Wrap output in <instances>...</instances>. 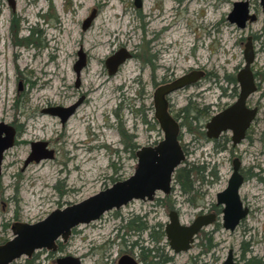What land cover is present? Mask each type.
<instances>
[{
    "label": "rangeland",
    "instance_id": "374dc122",
    "mask_svg": "<svg viewBox=\"0 0 264 264\" xmlns=\"http://www.w3.org/2000/svg\"><path fill=\"white\" fill-rule=\"evenodd\" d=\"M234 1L243 0H171L169 20L154 27V17L165 11L166 0H141L137 8L133 0H16L15 14L22 30L16 38L26 34L24 27L40 30L32 36V45L20 46L11 45L7 28L10 15L0 0V122L16 130L13 145L4 151L0 164V243L11 237L12 222H35L54 208L78 202L132 174L134 151L162 138L153 117L155 77H179L190 70L206 72L205 78L200 76L191 87L171 95L180 106L188 100L200 101L206 89L217 95L218 86H230L226 79L234 78L241 68L243 44L249 38L254 53L250 68L257 83L253 94L258 103L257 131L242 158L244 180L239 190L249 213L232 231L218 228L213 235L219 257L213 264H220L227 249L232 250L238 264H264V182L255 175L264 177V137L260 135L264 126V14L258 0H246L249 13L256 18L238 28L226 19ZM91 8L96 16L82 30L81 23ZM45 12L47 18H38ZM79 47L86 62L76 79L72 64ZM120 48L129 56L109 75L103 62ZM81 95L83 102L62 125L56 115L42 111L68 106ZM181 137L185 143L191 135L182 131ZM33 141H45L52 158L23 167ZM129 141L131 146L124 149V142ZM244 146L241 143L238 148ZM206 150L203 145L196 146L179 166L188 167L196 158L195 166L205 164ZM220 156L218 164L210 161L197 173L207 176L215 170L219 181L210 188V197L224 187L231 171L228 153ZM172 190L171 199L183 201L174 182ZM140 205L133 200L117 212L107 211L102 218L108 220L102 227H95L98 220L79 225L56 252L37 250L29 258L21 256L10 264H54L55 257L62 254H86L84 264H110L121 247V241L113 239L116 226L127 218L130 208L139 213L149 210L146 203L143 208ZM180 208L185 221L189 215L185 202ZM165 219V212L159 209L154 216L149 213L147 224H162ZM142 238V244L149 245L144 233ZM104 239L115 240L106 256L103 249L91 250ZM134 239L137 236L129 237V241ZM161 247L163 254H171L165 243ZM199 249L196 246L173 254V260L164 264H188ZM137 252L134 248L132 253Z\"/></svg>",
    "mask_w": 264,
    "mask_h": 264
},
{
    "label": "water",
    "instance_id": "95a60500",
    "mask_svg": "<svg viewBox=\"0 0 264 264\" xmlns=\"http://www.w3.org/2000/svg\"><path fill=\"white\" fill-rule=\"evenodd\" d=\"M258 2L261 13L264 14V0H258ZM133 5L136 8L140 7L141 0H133ZM93 17L94 9L83 19L81 28L86 29ZM255 18L253 13H249L246 0L232 2L231 9L226 16L228 22L238 28H243L246 22H252ZM128 56V52L122 48L107 56L104 60L107 73L113 74ZM253 57L252 46L249 38H246L242 49L243 64L235 75L239 89L238 96L229 108L212 117L209 127L210 130L214 128V134L219 129L230 128L237 141L254 114V108L249 111L244 108L246 96L254 90L250 68ZM84 58V54L79 49L77 59L72 66L76 79L84 66ZM200 76L202 72L192 70L154 88L152 93L153 117L162 133V138L154 145L140 146L135 150L136 163L132 174L122 180L114 181L110 186L78 202L54 208L40 220L32 223L12 222L9 227L11 237L0 243V264H10L21 256L29 258L35 251L41 249L55 251L56 242L66 241L71 229L77 225L88 224L98 219L104 212L116 210L132 199H151L155 191L167 193L170 189L172 173L184 155L177 139L178 124L167 111L165 96L193 83ZM17 89H20L19 85ZM79 102L78 99L66 107H48L42 111L56 115L60 123H63L74 112ZM14 132L13 127L0 122V159L2 152L12 145ZM45 145V141L31 142L30 151L23 161V166L30 162L52 158V150L46 149ZM237 169L234 161L225 188L217 194V199L224 203L223 225L230 230L246 212V209L241 207L237 196V189L241 182ZM207 222L208 219L202 220L199 217L191 225L184 226L179 225L176 218L170 217L163 230L169 247L174 251L185 250L191 235L200 225ZM55 264H80V262L78 257L63 255L55 258ZM116 264H136V262L128 255H122ZM222 264H235L230 252Z\"/></svg>",
    "mask_w": 264,
    "mask_h": 264
},
{
    "label": "flooded vegetation",
    "instance_id": "af4514ba",
    "mask_svg": "<svg viewBox=\"0 0 264 264\" xmlns=\"http://www.w3.org/2000/svg\"><path fill=\"white\" fill-rule=\"evenodd\" d=\"M2 7H3V4L2 2H0V17H3ZM4 7L7 8V13L10 15L7 28L9 29L8 31L10 33L9 37L11 39L10 41L11 45L13 44L20 45V46L32 45L33 44L32 36L36 32L39 33L40 30L32 26L24 27L26 28L24 29L26 30V34L23 36H20V38L17 39L16 38L17 32H19V30L20 31L22 30L18 29V23L20 21V18H17V15L15 14L16 0H4ZM92 9H94V17H93L94 19L96 16V10L95 8H91L90 11ZM42 17L47 18L48 14L46 12L38 14V18L43 19ZM23 18L24 20L26 19L25 16H23ZM92 20L90 21L89 25L91 24ZM0 26L3 27L2 24ZM51 28H55V27H51ZM79 49L82 51L80 47L77 49V51ZM77 51L75 52L76 59H77ZM82 53L84 54L83 51ZM84 57H86L85 54H84ZM85 62H86V59H85ZM188 72H185L184 74ZM201 72H202V77L205 78V76H207L206 72L204 70ZM235 75H234V78L230 76L229 79L228 78L226 79V82H228L227 85L230 84V86H227V88H222L221 86H218L219 92L217 95L212 94L209 89L208 90L206 89V92L205 93L203 92L204 94H200V97H201L200 101L188 100L187 102H185L184 105L180 106L176 103L175 96L174 97L171 96L173 93H176V91L178 90H183V89L191 87L192 85L195 84L197 80H199V78L193 83L186 85L182 88H179L173 92H170L165 96L166 103H167V111L178 124L177 139L179 141L180 147L184 155V158L180 161L179 165L183 162V160L185 159V156L191 155L193 149H195L196 146H202V145L205 146V149H207L205 151L206 158L202 159V161H204L205 164H202L200 166H197V165L195 166L194 162L197 160L196 158V159H193L192 162L187 164L190 167L184 166L189 170V174L185 177V180H184L185 189H182L181 185L178 184L175 181V179H173V174L175 173V170L180 167H183V166L178 165L172 173V177L169 183L170 189L167 193H162L161 191H155L151 199H144V200L132 199L128 201L125 205H123V206H126L131 201L136 200L139 203H141L142 206L141 205L140 206L142 208L146 203L149 210L146 212L143 211L142 213H139L138 210L136 211L130 208L127 218L123 219V222L120 223L118 226H116L115 231L117 233H115V238L113 239H116L117 241H121V247L117 249L115 257L110 261V264H116L118 258L122 255L130 256L136 262V264H164L166 262L173 260V254L187 252L196 246L199 247L200 249L198 250L195 256L190 257V261L188 264H213L214 262L219 260V257L216 254L218 243H213V235L219 230L218 228H223L224 230L232 231L241 221L244 220V218L249 213V208L243 202V198H240L239 196V190L241 189V186L244 180L243 179L244 176L242 175V172H241L242 166H243L242 158L247 152V149H249V147H251L252 143L255 141L254 135L257 131L255 128V121H256V115L258 112V103L253 96V94L257 90V83L255 81V77H254L255 75L253 74V72H252V76H253L254 90L251 91L246 96L244 100V108L247 111L254 108L255 111L252 117L249 119L246 128L243 130L241 137L238 138L236 141L235 136L233 135L232 130L230 128L219 129V131H217L215 134L213 132L214 128L210 130L209 123L212 117L218 114L219 112H222L225 109L229 108L236 101L239 89H238V83L236 81ZM174 78H177V76H174L173 74H163L161 76L155 77L154 85L155 87H157L163 83L173 80ZM75 83H76L75 85H77L78 81H76ZM190 95L191 94H189V96L187 97H190ZM78 99L80 101L79 102L80 104L81 102H83L84 95L83 96L81 95V97H79ZM67 119L63 123H60V124L61 125L64 124L67 121ZM13 129L15 131L14 136H13V142H14L16 130L14 127ZM182 131L185 134L191 135V137L185 143H181V139H182L181 132ZM260 135L264 137V126L261 129ZM261 140L262 139L258 137V141L260 142ZM129 143L130 141L124 143L123 148L126 149V147L131 146V144ZM241 143H245V146L244 148L239 149L238 147ZM4 151L1 154L2 156L0 159V164L3 158ZM223 152L228 153L227 160L230 162L231 170H232L233 162L235 161L237 164V167H238L237 171L241 177V182L237 189V196H238V200L240 202L241 207L246 209L244 216L238 219L237 223L234 225V227L231 230L228 228H225L223 225L222 216H223L224 203L217 199V194L225 188L227 184V180L225 182L224 187H222L220 190L215 191L213 193V196L210 197V192H209L210 188L212 187L213 184L219 181L218 177H216L215 175V170L212 168V171H210V173L208 174L210 175V178L207 177L208 175L206 176L202 174H197L199 171L202 173L205 170L206 165L210 161H213L214 164H218L220 162L219 160L223 158L222 156H220L221 153ZM261 153L264 154V150H262ZM214 158L216 160H214ZM193 167L196 169L193 170ZM261 171H264V169H261ZM255 175L260 181L264 182L263 176H260V174L258 173ZM191 177H194V178H191ZM172 182L177 184L179 195L181 196L183 201H176V200L171 199V196L173 194ZM183 202H185L186 207H187L186 209L189 214L185 221H182L180 217V211H181L180 207L183 204ZM118 209L116 210L112 209V210H114V212H117ZM159 209L165 212V216H166L165 221L162 224L160 222H154L153 224L148 225L147 221H148L149 213H151V215L154 216L155 214L159 213ZM102 215H100L99 218L96 219V221L98 220V222L95 224L96 228L102 227L104 222L108 220V217L102 218ZM170 217L176 218V220L178 221V224L184 225V226L191 225L194 222V220L199 217H201L202 220L208 219V222L200 225L197 228V230L191 235L190 241L188 242V247L185 250L174 251L173 249L169 247L168 241L166 240L164 231H163L165 225L169 222ZM79 225H82V224H79ZM79 225H77L76 227H78ZM74 228L71 229V232L74 230ZM160 232L162 233V238H159ZM143 233L145 234V237H146V243H149V245L144 246L145 244H142V242H144V239L142 238ZM132 235L137 236V240L134 239V240L129 241V237ZM68 238L64 242L57 241L56 250L51 251V252H56L57 248L59 249L61 247H64V244L67 242ZM114 241L115 240H112V239H104L102 244H98L97 246L96 245L91 246V250L93 251L97 249H103L102 253H104V255L106 256L110 254V251L112 250V245H114L115 243ZM164 243L165 245H167L168 250L171 252V254L165 255L161 252L162 250L161 246L164 245ZM134 248H137L138 250L137 253H132ZM228 252H230L232 261L235 264H238V262H236L235 258L232 255L231 249H227L225 256L220 261V264H222ZM64 255H71V254H64ZM85 255L78 254L77 256H75V257H78L80 264H84L83 259ZM59 256H63V254ZM54 264H55V259H54ZM97 264H102V262H97ZM103 264H107V263H103Z\"/></svg>",
    "mask_w": 264,
    "mask_h": 264
},
{
    "label": "trees",
    "instance_id": "16d2710c",
    "mask_svg": "<svg viewBox=\"0 0 264 264\" xmlns=\"http://www.w3.org/2000/svg\"><path fill=\"white\" fill-rule=\"evenodd\" d=\"M120 134H121V137H124L126 138V135L123 131H120ZM126 143V142H124ZM189 174V170L186 168V167H180L178 169L175 170V176H174V179L175 181L181 185V188L182 189H185L184 187V180H185V177ZM159 238H162V233L160 232V235H159Z\"/></svg>",
    "mask_w": 264,
    "mask_h": 264
},
{
    "label": "bare ground",
    "instance_id": "6f19581e",
    "mask_svg": "<svg viewBox=\"0 0 264 264\" xmlns=\"http://www.w3.org/2000/svg\"><path fill=\"white\" fill-rule=\"evenodd\" d=\"M165 11H163V13L161 14H157L154 19H156V22L154 24V27H157V25H159L160 23H164V21L169 20V13L170 10L172 9L171 7V0H166V4H165ZM112 27V28H111ZM111 31L113 30V26H110ZM100 85L94 86V89H92V91H95Z\"/></svg>",
    "mask_w": 264,
    "mask_h": 264
}]
</instances>
